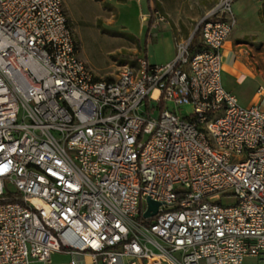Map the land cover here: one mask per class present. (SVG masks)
<instances>
[{"label":"built area","instance_id":"2783aa9c","mask_svg":"<svg viewBox=\"0 0 264 264\" xmlns=\"http://www.w3.org/2000/svg\"><path fill=\"white\" fill-rule=\"evenodd\" d=\"M235 1L215 0L172 60L138 57L103 79L62 0H0V264L264 255V107L221 81ZM147 198L159 203L150 218Z\"/></svg>","mask_w":264,"mask_h":264},{"label":"rangeland","instance_id":"374dc122","mask_svg":"<svg viewBox=\"0 0 264 264\" xmlns=\"http://www.w3.org/2000/svg\"><path fill=\"white\" fill-rule=\"evenodd\" d=\"M62 1L80 58L98 78L103 79L114 78L120 66L130 64L144 50L147 61L151 64L166 63L173 52L172 36L174 44L189 38L197 22L215 2V0ZM253 9L256 24L260 22L261 29L254 30L258 40L251 38L250 40L254 39V42L250 45L254 50L262 47L264 56V0H255ZM150 20L156 28L154 33L146 32ZM163 26L170 31H163ZM234 28L240 31L248 30L239 19ZM236 96L239 103L245 105L247 95L244 93ZM165 107L169 111L178 110L172 103H167ZM179 112L189 115L192 109L190 106H183ZM152 117H158V110L153 112ZM234 202L232 195L221 193L220 204L231 205ZM244 264H264V255L246 258Z\"/></svg>","mask_w":264,"mask_h":264},{"label":"crops","instance_id":"0c3cea01","mask_svg":"<svg viewBox=\"0 0 264 264\" xmlns=\"http://www.w3.org/2000/svg\"><path fill=\"white\" fill-rule=\"evenodd\" d=\"M254 2L255 0H236L234 2L233 6L235 15L237 19L247 26L248 30L240 31L239 29L234 28L229 39L225 42L223 47L221 81L223 87L231 91L235 96L244 93L247 95L248 99L244 102L245 105L243 106L260 103L262 107H264V94L260 95L257 92L258 87H264V67H262V65H264V56H262V47H260L259 50H254L253 46L250 45L251 42H254V39L258 40L257 34H254V30L261 29L259 28L260 22H257L258 24H256L253 9ZM154 27L153 22L151 20L148 21L146 32L149 31L154 33L156 30ZM162 28L163 31H170V29L165 26ZM172 35L173 32L171 31V36ZM251 38L254 39L250 40ZM146 42L147 39L145 43ZM172 49L173 52L171 58L166 62L172 60L175 54L173 36ZM138 57H144L147 59L146 50L137 55L130 64H133ZM237 99L239 100V98ZM71 258V255L67 253L57 252L52 254L50 264H68ZM76 258L78 260H83V263L85 264L90 262V258L87 255L84 257L76 256ZM31 264L41 263L33 262Z\"/></svg>","mask_w":264,"mask_h":264},{"label":"water","instance_id":"95a60500","mask_svg":"<svg viewBox=\"0 0 264 264\" xmlns=\"http://www.w3.org/2000/svg\"><path fill=\"white\" fill-rule=\"evenodd\" d=\"M159 203L147 198V209L143 213L144 218H150L156 214Z\"/></svg>","mask_w":264,"mask_h":264},{"label":"trees","instance_id":"16d2710c","mask_svg":"<svg viewBox=\"0 0 264 264\" xmlns=\"http://www.w3.org/2000/svg\"><path fill=\"white\" fill-rule=\"evenodd\" d=\"M196 36H197V34L195 33V34H194V39H196Z\"/></svg>","mask_w":264,"mask_h":264}]
</instances>
